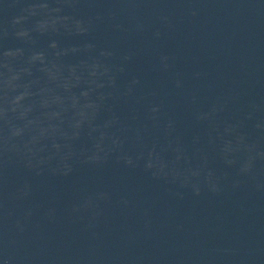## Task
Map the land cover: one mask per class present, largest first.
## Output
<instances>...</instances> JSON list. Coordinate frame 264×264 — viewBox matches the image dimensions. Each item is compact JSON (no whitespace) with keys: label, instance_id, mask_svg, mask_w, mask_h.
Returning a JSON list of instances; mask_svg holds the SVG:
<instances>
[{"label":"water","instance_id":"95a60500","mask_svg":"<svg viewBox=\"0 0 264 264\" xmlns=\"http://www.w3.org/2000/svg\"><path fill=\"white\" fill-rule=\"evenodd\" d=\"M0 264H264V0H0Z\"/></svg>","mask_w":264,"mask_h":264}]
</instances>
